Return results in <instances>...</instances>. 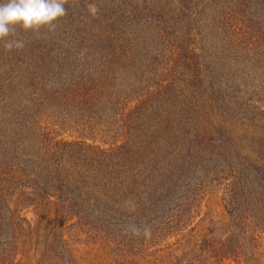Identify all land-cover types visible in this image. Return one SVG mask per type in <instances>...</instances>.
Wrapping results in <instances>:
<instances>
[{
  "label": "trees",
  "instance_id": "obj_1",
  "mask_svg": "<svg viewBox=\"0 0 264 264\" xmlns=\"http://www.w3.org/2000/svg\"><path fill=\"white\" fill-rule=\"evenodd\" d=\"M222 1L65 0L53 28L17 27L20 49L0 42V264H20L19 206L55 202L70 227L137 250L193 229L217 184L229 222L193 235L174 264H262L250 248L264 232V150L254 158L225 127L207 136L194 122L207 91L228 116L254 106L264 122L220 69L235 40L223 52L209 42L206 15ZM232 8L264 57V0Z\"/></svg>",
  "mask_w": 264,
  "mask_h": 264
},
{
  "label": "rangeland",
  "instance_id": "obj_2",
  "mask_svg": "<svg viewBox=\"0 0 264 264\" xmlns=\"http://www.w3.org/2000/svg\"><path fill=\"white\" fill-rule=\"evenodd\" d=\"M233 4L234 0H223L222 5L209 10L206 16L211 23L205 24L209 32L207 34L210 36L209 42L215 41V45H218V49L223 52L225 51L223 42L228 41L227 34L230 40H235V44L228 45L230 47L228 52L220 54L223 56L221 60L225 65L220 69L230 74L229 83L238 88L239 95L242 97V100L238 102L241 108L243 103L262 107V104L264 105V57H260L257 53V49H260L257 43L250 45L248 40H253L249 37L251 34L247 33L249 32L247 24L250 22L245 13L236 16L234 13L236 9L232 8ZM215 16L218 17L216 21ZM219 18L221 22L228 25L227 32L224 34L217 33L216 27L219 24L216 22ZM254 29L257 32L258 28L255 25ZM243 41L248 42L241 45ZM249 46L251 48L248 49ZM255 46L259 48H252ZM229 86L224 85V90L231 91L228 89ZM247 106L244 105V108ZM234 109L237 113V104ZM245 111L246 116H243L244 110L238 113V116H228L207 91L197 97L194 122L198 132L207 136L215 134L220 126L225 127L242 152L257 158L261 155L259 153L262 148L264 150V122L258 118L252 120L254 115L259 116L257 112L255 113L254 106H248ZM257 145L260 147L257 148ZM223 190V184L204 190L200 214L194 220V228L190 229L192 231L183 232L184 236L180 234L165 238L160 243H156L157 238L150 237L148 241L153 240L154 244L143 240L140 242L142 244L139 243L140 247L137 250L124 243H112L108 237L93 228L70 227L69 218L71 217H66L55 202L43 201L29 207L19 206L21 209L19 218L22 219L25 227L22 234L25 243H22L17 259L20 260V264H67L66 262L70 259L71 262L68 264H174L183 251L189 249L194 243L193 235L205 233L213 222H218L219 225L229 222V214L223 202ZM134 202L128 201L126 204ZM258 235L257 242L250 248V253H254L264 264V232ZM138 237L144 238L145 234ZM60 242L65 245V255L57 251ZM65 256L69 257L68 260Z\"/></svg>",
  "mask_w": 264,
  "mask_h": 264
},
{
  "label": "clouds",
  "instance_id": "obj_3",
  "mask_svg": "<svg viewBox=\"0 0 264 264\" xmlns=\"http://www.w3.org/2000/svg\"><path fill=\"white\" fill-rule=\"evenodd\" d=\"M66 15L65 0H0V42L8 50L20 49L24 42L16 38V29H49Z\"/></svg>",
  "mask_w": 264,
  "mask_h": 264
}]
</instances>
